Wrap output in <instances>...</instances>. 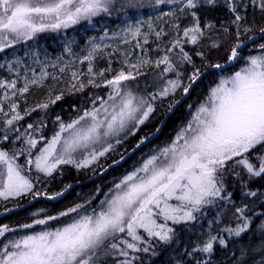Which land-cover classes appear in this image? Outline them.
I'll use <instances>...</instances> for the list:
<instances>
[{
	"label": "snow or ice",
	"instance_id": "6c2138e0",
	"mask_svg": "<svg viewBox=\"0 0 264 264\" xmlns=\"http://www.w3.org/2000/svg\"><path fill=\"white\" fill-rule=\"evenodd\" d=\"M249 5L259 8L264 20V0H0V53L26 44L41 33L60 32L81 22L93 26L96 17L128 16L129 13L138 16L144 9L159 10L158 20L172 18L177 32L165 54L154 61L158 70L153 75L154 91H142L127 83L142 74L140 65L153 63L142 57L138 63L130 65L137 69L136 75L121 70L111 79L103 80V87L108 89L106 98L89 95L86 103L91 106L74 108L76 114L69 122L57 116L58 126L50 138L42 133L46 127L43 118L38 125L29 123L21 130L17 122L24 116L18 111L17 103L10 102L8 111L0 106L3 116L0 144L7 141L13 145L11 150L0 148V199L5 201L28 196L58 200L71 185L49 194L36 190L34 180L45 185L51 183L57 172L62 173L61 165H72L78 172L83 169L95 172L102 167L106 172L112 165L103 166L101 158L107 159L109 154L116 152L117 145H122L129 136H136L142 126L156 119L158 108L163 109L159 125L154 132L141 136L133 151L162 130L168 115L194 90L207 71H225L227 66L245 61L239 71L220 76L219 82L210 88L175 137L153 150L138 167L103 193L104 199L93 203L98 199V188L97 196L54 215L41 208L31 213V223L21 224L18 228L0 225V264H109V258L111 264H137L138 261L143 264L140 253L155 256L157 247L174 241L175 229L169 222L172 225L188 224L197 219L196 214L202 209L216 206L218 201L232 204V193L227 191L229 183H238L244 197L257 198L264 206V193L249 188L255 179H264V43H259L258 54L242 55L248 42L255 43L257 39L255 23L250 24L247 20ZM221 7L229 16L227 21L219 22V27L212 20L202 19L201 11ZM189 17L190 23L183 27L180 35V24L175 21ZM144 24L157 38L161 36V31L153 27L149 17L122 29L125 42L129 36L143 37L147 44L148 33L141 31ZM221 32L223 40L219 36ZM258 32L259 38L264 40V25ZM214 33L217 34L215 39ZM119 35L113 33V37H108L105 32L100 41ZM89 43L90 48L82 49L86 52L82 57L73 52L71 43L65 45L64 52L81 62L88 61V71L95 75L92 68L95 54L108 45L97 43L94 38ZM188 44L196 46L194 52L200 58L199 65L193 55L185 51ZM136 46L140 47V44ZM213 50L223 51L226 57L223 63L210 58ZM62 60L63 56H57L51 66L56 67ZM35 62L41 65L39 76L33 70L32 78H27L28 67L25 66L22 87H18L21 60L8 63L9 71H15L17 79H0V89L4 90L0 103H8L17 93L29 92L31 85L43 84L49 75L44 70L48 64ZM69 63L71 61L66 62V66ZM100 75L103 76V72ZM72 76L76 79L77 73L73 72ZM52 79L57 77L52 75ZM88 84L95 88L102 86L94 79ZM71 87L83 92L87 85L79 82ZM63 95L61 92L31 111L25 110V114L31 115L37 108L47 110L50 104L61 101ZM188 107L192 108L191 105ZM18 141L20 147L17 149ZM21 157L24 162L18 163ZM124 158V154H120V159L113 160V164H119ZM234 207L236 224L222 230L227 236L221 232L209 233L207 239L198 241L184 255L195 260V264H210L217 245L227 249L233 237L240 238L248 232L253 222L249 204ZM62 218L67 219L62 221ZM53 221L62 222L53 228L50 224ZM37 226H40L39 230H36ZM20 229L32 231L16 235ZM257 231L264 236V220L257 226ZM9 233L13 235L9 236ZM261 250L264 251V244Z\"/></svg>",
	"mask_w": 264,
	"mask_h": 264
},
{
	"label": "trees",
	"instance_id": "16d2710c",
	"mask_svg": "<svg viewBox=\"0 0 264 264\" xmlns=\"http://www.w3.org/2000/svg\"><path fill=\"white\" fill-rule=\"evenodd\" d=\"M132 15L129 13L128 16ZM202 19L212 20L219 27V22L227 21L229 14L224 8H217L214 11H201L200 13ZM121 16H112V17H97L94 20L93 26H89L87 23L82 22L81 24L74 25L68 29H62L60 32H47L38 34L37 37L28 41L26 44L21 43L15 46V49H7L4 53H0V60L4 56L10 54L20 55L22 50L30 52L31 50H36L42 55H48L51 58H55L61 52V41H67L71 43L72 46L76 48L82 46L86 38H89L92 35H95L100 32V30L106 29H115L117 25L121 22ZM101 20L103 27H98L96 25ZM247 20L248 23H255L257 32L256 36H259L258 29L261 25H264V20L261 19V13L259 8H255L252 5H249L247 9ZM217 34H213V38H216ZM220 38L223 40V33H219ZM168 37H164L161 42L157 43L156 37L151 40V45L148 48H152L158 44L161 48L156 50L149 49L148 57L155 61L158 57L165 54V49L171 45V41ZM77 45H75L74 43ZM259 43H264V40L259 39L255 43L250 44L246 47L242 53H245L246 56L249 55V51L258 53ZM30 48L26 50L25 48ZM196 46L188 44L185 45V51H188L190 55H193L197 64L200 63V58L195 56L194 49ZM207 54V48L203 49ZM179 52V49L175 50ZM16 52V53H15ZM171 55V53H169ZM210 58L213 61L219 59L222 63L226 59L223 51L219 53L215 50L212 51ZM239 65L243 66V60L239 61L236 65L232 66L230 69L225 71H212L205 76H203L200 81L195 86L194 90L187 95L186 99L176 108L174 113L169 117L166 123L163 125L162 130L156 136V138L145 145H142L139 149L131 152L135 148V144L139 141L140 137L145 135L149 131H155L156 126L159 125V120L162 119L163 109L158 108L156 113V119L146 126H142V131L138 132L136 136H129L127 140L124 141L122 145L116 146V152L109 154L107 159L101 158V164L105 167L112 165L107 169L106 172H103L98 178L90 181L93 177L100 174L103 171V168H98L95 172H92L90 169H83L77 171L76 169L68 166L62 165L61 172H57L56 179L47 185H44L40 191L48 192L49 194L60 191L64 188L65 185H71V188L65 192L63 197L58 198L56 201H48L43 196L36 199H32L31 196L9 199L7 201L0 200V225L8 224L14 228H18L19 225L24 223H31L33 217L31 213L37 211L41 208L46 209L47 214H56L57 212L64 210L66 207H70L75 203L83 202L85 199L97 196V189H100L98 199L93 201V203H98L99 199H104L103 193L108 192L109 188H112L113 185L118 182L127 172L132 171L146 156L153 153V150L158 149L163 146L171 136H173L179 128L186 124V122L191 118V113L196 109L197 105L200 104L205 97L207 96L210 88L214 87L220 79V76L227 75L231 70L237 69ZM103 67L99 71L98 67H93V73L87 74L82 73L79 80L74 82L66 79V74L60 72L56 74V80H53L52 77H47L43 84L40 86L34 85L31 86L29 92L18 101V111L21 115L24 116V119L17 122L18 126L21 127V130L27 127V124H39L41 118H43V123L46 125L42 129V133L51 137L54 128L58 125L56 123V117L60 116L61 120L64 122H69L71 118L75 116L74 108L90 107L91 105L86 103L89 95L98 94L106 98V93L108 89L103 87V80L105 78L110 79L112 75L115 74L117 70L114 68L111 71H108L109 67L102 65ZM163 67V65L161 66ZM125 71H128L126 68ZM158 71L155 68L142 73V75H137L135 81H129L133 88H139L142 91H154L152 88L153 75ZM0 69V73H1ZM103 72V76L100 73ZM132 72V71H131ZM170 77L174 78L173 74H169ZM90 79H94L97 83H100L102 86L100 88H95L92 85L88 84ZM83 82L87 87H85L83 92L76 91L72 88V84H77ZM186 82V81H185ZM63 92V99L58 101L55 104H50L47 110H41L37 108L36 111L31 112V115H26L25 110L31 111L32 108L40 103L48 102L49 99H54L56 95ZM189 105L192 106L189 109ZM0 126H2V120H0ZM20 147V142L16 143V148ZM0 148L5 150H11L13 145L7 141L0 144ZM131 152V153H130ZM130 153V154H129ZM120 154H124V157L129 154L125 159H123L119 164H113V160H119ZM21 157L18 160V163H22ZM33 175H35L33 173ZM251 191H256L258 193H264V179H255L249 184ZM37 190V188H36ZM247 190V189H246ZM227 191L232 193L231 199L234 203L242 206L244 203H250V215L253 217V222L251 224L250 230L242 235L240 238L233 237L229 242L227 249H221L218 245L213 256L210 258V264H234V259L241 256L242 251L246 250L245 253H250L254 250L261 241L264 240L262 236L257 231V226L262 220H264V206L261 205L259 199L254 197H244L240 191V185L238 183L232 184L229 183ZM31 201V202H29ZM227 202L218 201L216 206H210L202 210L200 213L201 223L204 218L209 215H212L216 211L223 208ZM213 207V208H212ZM12 209V211H5V209ZM67 218H62V221ZM62 221H53L50 222L51 227L55 228L60 225ZM198 220L190 222L188 224H179L174 225L175 229V239L170 245H160L157 247L155 256L150 254L140 253L139 255L142 258L143 264H195V260L190 259L185 256V251H191V248L202 239L203 228L198 226ZM40 226L36 227V230H39ZM32 229H20L16 235H22L26 232H30ZM12 236V233L8 234ZM222 235L227 236L226 232H223ZM199 258V257H198ZM249 259L246 258L245 262H248ZM109 264H111V259L109 258ZM137 264H140L138 261Z\"/></svg>",
	"mask_w": 264,
	"mask_h": 264
},
{
	"label": "rangeland",
	"instance_id": "374dc122",
	"mask_svg": "<svg viewBox=\"0 0 264 264\" xmlns=\"http://www.w3.org/2000/svg\"><path fill=\"white\" fill-rule=\"evenodd\" d=\"M161 7H163L165 11L168 10V8L165 6H161ZM158 14H159V10H157L156 12H153L152 9H144V10H142V12L138 16L135 14H132L130 16H123L121 18V22L117 25V27L114 30L104 28V29L100 30L99 33L92 35L89 38H86L84 43L82 44V46L76 48L75 46L71 45L72 50L78 56L82 57L83 55L86 54V52H83L82 49L90 48L89 41L94 38L97 43L106 44V45H108V47H102L95 54L96 58L92 61V68L96 66V67H98V69L100 71L101 68L103 67L102 65H105V66L111 68V70L116 68L117 70L115 71V73H117L121 70H125L127 68L128 71H132L133 74L136 75L137 69L131 68L130 65L138 63V61L142 57L144 59H150L148 57L149 49L157 51L161 47L158 44H156V46H153L152 48H148V46L151 45V40L154 37L157 38V36L155 35L154 31H150L148 29L147 24H144L141 28L142 33H148V36H147L148 43L147 44L144 43L143 37L133 38L131 36H129L127 38L128 42L126 43L125 39H124L125 34L122 31V29L125 28L130 23L135 24L138 19L147 20L149 17H151L153 27L157 31H161V36L159 38H157V40H155V41L157 43H159L162 41V39L164 37H168L170 40L167 39V41L172 42L175 39V37L177 36V32L173 28V20L170 17H164L163 19L158 20V19H156V16ZM96 18H94V20ZM190 20H191V18L189 17V18H181L179 21H175V23L180 24V28H181V31L179 33L180 35H182L183 27L187 26L190 23ZM98 21L99 22L96 25H98V27H103L102 26L103 22H101V20H98ZM85 23H87V22H85ZM105 32L108 33V37H113V33H119L120 35L116 36L115 38H111V39L106 38L104 41L101 42L100 37L103 36ZM137 43L140 44V47L136 46ZM66 44H68V43L65 40L60 42L62 49H61V52L57 56H63V60L60 62H57L56 67H52L51 63L56 62L57 56L55 58H51L48 55H42L41 53L37 52L34 49L31 50L30 52H26V51L22 50V52L20 51V55L10 54L8 56H4L0 60V69L2 71L0 73V79H7V80L17 79L16 72L15 71L10 72L8 69V63L13 61L14 59H20L22 62L21 66L19 67V74L20 75H19V79H18V87H22L24 84L25 66L28 67L27 78H32L33 70H35L37 77L39 76L41 65L37 64L35 62L36 60H39L41 62H45L48 64V66L44 69L47 73H49L48 77H52V75H56V74L60 73L61 72L60 69L62 67L65 69L63 72L66 74V79H68L72 82L79 80L82 73L90 74L88 71V68H89L88 61L85 60V61L81 62L80 59H77L73 56L66 54L64 52V48H65ZM74 44L77 45L76 43H74ZM25 49L29 50L30 48L26 47ZM145 50H147V55H145ZM248 53L252 54V55L258 54V53H254L252 50L249 51ZM242 55L246 57L245 53H242ZM68 61H71V63L67 64V66H66V62H68ZM240 61H242V60H240ZM244 64H245V61L243 60V66H244ZM243 66L239 65V67L237 69L231 70L229 72V74L222 75V76H230V75L234 74L235 71H239L240 68ZM155 67L156 66H155V63L153 61V63H151V64L140 65L139 71H140V73H144V72H147V71H149ZM73 72L77 73L76 79H74L72 76ZM31 86H34V85H31ZM25 94L26 93L21 95V94L17 93L15 96H11V99L8 103H0V106H2L5 109V111H8V104L10 102H15V103H17V105H19L18 101H20L25 96ZM3 95H4V90L0 89V97H2ZM0 120H3L2 115H0ZM175 134L173 136H171L166 143H169L175 137ZM163 146H161V147H163ZM161 147H159V148H161ZM150 155H148V156H150ZM148 156H146L144 159H146ZM21 160L23 163L24 157ZM143 160L139 161V163L136 167H138L143 162ZM68 166L74 168L72 165H68ZM129 172H131V171H129ZM129 172H127V173H129ZM33 173L35 174L34 171H33ZM34 176L35 175H33V179H34ZM34 183L36 185L37 190H39V191L45 185L44 183L37 182L35 180H34ZM113 187H114V185H113ZM248 204H249V208H250L251 204L250 203H248ZM234 205L240 206L237 203L233 202L232 204L227 203L225 206H223V208H220V210H218V211H216V209H214L215 212L212 215H209L207 217H203L204 220L202 223L200 222L202 219V218H200L201 214L200 213L196 214V216H197L196 220H199V222L201 223V227L204 230L202 232V239L203 240L207 239L209 233H211L212 235H215L217 232H221V234H222L223 233L222 230L225 226H227V225L234 226L236 224V220L234 217V213H235ZM249 215H250V212H249ZM169 225L171 227L174 226L171 224V222H169ZM198 226L200 227L199 224H198ZM262 244H264V240L261 241L260 244L254 250H252L249 254L244 253V255H241L238 258L234 259L233 263L238 264V262H242V264H262V262H264V251L261 250ZM246 258L249 259L248 262H245Z\"/></svg>",
	"mask_w": 264,
	"mask_h": 264
},
{
	"label": "water",
	"instance_id": "95a60500",
	"mask_svg": "<svg viewBox=\"0 0 264 264\" xmlns=\"http://www.w3.org/2000/svg\"><path fill=\"white\" fill-rule=\"evenodd\" d=\"M256 37H257L256 41H258L260 38H259V36H256ZM252 43H253V42H248V46H249L250 44H252ZM245 49H246V47H245L242 51H244ZM235 64H236V63H234L233 65H229V66H227L226 70L230 69V68H231L232 66H234ZM215 70H216V71H221V70H217V69H211V70L207 71V72L205 73V75L208 74V73H210V72H212V71H215ZM221 72H222V71H221ZM205 75H204V76H205ZM201 78H202V77H201ZM186 97H187V96H185V97L181 100V103L186 99ZM181 103H180V104H181ZM180 104H179V105H180ZM179 105H178V106H179ZM178 106H177L176 108H178ZM176 108L173 110V112H172L171 114L168 115L166 121H167V120L169 119V117L174 113V111L176 110ZM166 121H165V123H166ZM165 123H164V124H165ZM162 127H163V126H162ZM158 134H159V133H157L154 137H151L149 140H147V141L145 142V144H147L148 142L154 140ZM145 144H143V145H145ZM141 146H142V145H141ZM135 150H136V149H135ZM131 152H133V149H132ZM131 152H130V153H131ZM130 153H129V154H130ZM129 154H127V155L125 156V158H126ZM125 158H124V159H125ZM108 168H109V167H108ZM103 172H105V171H102L100 174H98V175H96L95 177H93L92 179H90V181H92V180L98 178ZM70 188H71V187H70ZM70 188H69V189H70ZM69 189H68V190H69Z\"/></svg>",
	"mask_w": 264,
	"mask_h": 264
},
{
	"label": "flooded vegetation",
	"instance_id": "af4514ba",
	"mask_svg": "<svg viewBox=\"0 0 264 264\" xmlns=\"http://www.w3.org/2000/svg\"><path fill=\"white\" fill-rule=\"evenodd\" d=\"M201 222V221H200ZM200 222H199V220H198V223H196V224H199L200 225Z\"/></svg>",
	"mask_w": 264,
	"mask_h": 264
}]
</instances>
